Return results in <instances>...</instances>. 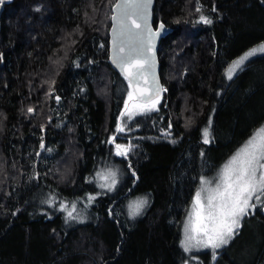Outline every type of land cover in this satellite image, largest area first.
Here are the masks:
<instances>
[{
	"label": "trees",
	"instance_id": "trees-1",
	"mask_svg": "<svg viewBox=\"0 0 264 264\" xmlns=\"http://www.w3.org/2000/svg\"><path fill=\"white\" fill-rule=\"evenodd\" d=\"M114 2L4 4L0 264H183L181 228L200 178L264 124V53L225 76L234 58L264 42V0H155L153 24L172 27L158 46L163 92L155 110L128 122L131 87L108 61ZM111 138L132 144L131 155L111 157ZM110 157L124 185L98 192L94 174ZM138 196L148 203L132 218L127 204ZM76 201L87 205L84 221L68 217L73 205L58 208ZM189 264H264V204L213 259L205 250Z\"/></svg>",
	"mask_w": 264,
	"mask_h": 264
},
{
	"label": "snow or ice",
	"instance_id": "snow-or-ice-1",
	"mask_svg": "<svg viewBox=\"0 0 264 264\" xmlns=\"http://www.w3.org/2000/svg\"><path fill=\"white\" fill-rule=\"evenodd\" d=\"M130 6L147 8V4L142 5H117V7L128 8ZM123 17L126 20L128 13H123ZM201 19L205 23H211L204 17ZM137 28L140 25H136ZM163 24L160 28H163ZM125 31L128 36L137 37L141 34L139 32L133 33L127 25L124 24L121 27V37L124 36ZM257 51L264 52V45L259 48L252 49L245 53L239 59L233 62L232 66L228 69V78H232L233 72L240 68L248 57L254 55ZM136 55L143 56V53H133L131 49L125 52V41L121 39L119 45H117V54L114 58V63L120 66L124 64L129 65V69H125L127 73L126 78L129 79V85L132 86L133 78L131 77V68L137 69L135 73L136 77L142 75L139 71L141 69H151V64L137 63L131 64V60ZM147 59V58H145ZM139 83L138 79L135 81ZM140 95L143 96V90H139ZM58 99V98H57ZM133 99V93L129 92V100ZM146 100L151 101L152 96H147ZM133 108L142 107L145 111L152 110L145 105L133 104ZM154 107V105H153ZM127 108V105H126ZM32 111V109H29ZM129 118L131 115L129 114ZM211 123V122H210ZM117 131H123V128H117ZM204 142H209V131L204 129L203 132ZM117 149H121L120 145H117ZM118 155H126L127 150L118 151ZM116 173L109 172L108 176L111 178V184L109 188L115 185ZM201 189L195 194L193 201L194 209H198L196 212V224H191V217L189 223L184 226L185 237L182 241V245L185 251L195 246H203L213 249L215 255V249L220 248L223 245L228 244L229 240L237 234V230L240 227V221L249 214V209L256 207L257 203L264 204V126L257 129L253 135L236 151V153L225 163L218 174V182L214 188H205V184L211 183L201 179ZM103 187V185H102ZM202 193L205 195L202 196ZM90 199H92L90 197ZM145 201H137L131 204L129 207L132 210V215L138 214L139 209ZM75 206L73 205V208ZM68 215L71 217L72 213ZM194 233V234H193ZM195 241V244H193Z\"/></svg>",
	"mask_w": 264,
	"mask_h": 264
},
{
	"label": "water",
	"instance_id": "water-1",
	"mask_svg": "<svg viewBox=\"0 0 264 264\" xmlns=\"http://www.w3.org/2000/svg\"><path fill=\"white\" fill-rule=\"evenodd\" d=\"M10 0H0V22L4 9V4ZM155 0H115L112 6V14L110 18V28L108 31V61L111 67L123 75L126 78L127 73L125 69H129L128 64L123 66L114 63V58L117 54V45L120 44L121 39L125 41V52L129 49L133 53H143V56L136 55L131 60V64L145 63L151 64V69L139 70L142 75L135 76L137 69L131 68V77L133 78V84L131 91L133 92L137 101L145 103L147 96H152V100L157 98L162 90V82L160 77V61L158 56V46L160 40L166 37L172 32V27L165 25L162 21H159L155 25L153 24V7ZM142 5L147 4V8L130 6L128 8L117 7V5ZM128 13V18L125 20L123 13ZM126 24L127 28H130L133 33L139 32L141 35L137 37L128 36L126 31L123 37H121V27ZM140 25L139 28L136 25ZM163 24V28L160 25ZM147 58V59H145ZM129 82V79L126 78ZM138 79L139 83H136ZM143 90L144 95H140V91Z\"/></svg>",
	"mask_w": 264,
	"mask_h": 264
},
{
	"label": "rangeland",
	"instance_id": "rangeland-1",
	"mask_svg": "<svg viewBox=\"0 0 264 264\" xmlns=\"http://www.w3.org/2000/svg\"><path fill=\"white\" fill-rule=\"evenodd\" d=\"M261 45H264V42H261L260 44L255 45V46L249 48L248 50L244 51V52L241 53L239 56H237L236 58H234V59L228 64V66L226 67V69H225V76L228 78V74H227V73H228V69L232 66V64H233L234 61H236L237 59H239L241 56H243L245 53L249 52L250 50H252V49H256V48H259V46H261ZM262 53H264V52H259V51H257L254 55L248 57V59H246V60L244 61V63L240 66V68H241V67H242V66H243L248 60H250L251 58L255 57L256 55H259V54H262ZM240 68L236 69V70L233 72L232 77L236 74V72H237ZM49 77H50V76H48V78H49ZM131 92H132V91H131ZM162 92H163V90H162ZM162 92H161V94H160L157 98H155V99H153V100H151V101L145 102V103H142V102L137 101L136 98H135V96H134V94H133V99H132V100H129V95H128V97H127V99H126V101H127V104H126V105H127V108H125V110H124V116H125V120H126V122L130 121L133 117H135V116H137V115H141V114L149 113V112L155 110V109L157 108V105H158V102H159L160 96L162 95ZM132 93H133V92H132ZM133 104H137V105H145L147 108H150V109H152V110L145 111L144 108H142V107L133 108V107H132ZM153 105H154V107H153ZM28 111H29V110H28ZM29 113H30V114H34V111H33V110H32V111H29ZM129 114L131 115V118H129ZM47 121L49 122V118H47ZM209 123H210V120H209ZM186 125H187V124H186ZM262 126H264V124H263ZM262 126H261V127H262ZM122 127H124V125H123ZM261 127H260V128H261ZM39 129H42V131H43V133H44L46 127H45V126H41V127H39ZM204 129H206V128H204ZM204 129H203V131H202V138H203V140H204V137H203ZM207 129H208V131H209V138H210V128L208 127ZM252 135H253V134H252ZM252 135H251V136H252ZM251 136H250V137H251ZM250 137H249V138H250ZM249 138H248V139H249ZM248 139H247V140H248ZM247 140H246V141H247ZM111 141L113 142V146L111 147V157H112V156H122V157H125V158H126L128 154L131 155V153L133 152V145L130 144L127 140H119V141H116V140H114L113 138H111ZM246 141H245V142H246ZM245 142H244V143H245ZM244 143H243V144H244ZM243 144H242V145H243ZM117 145H120V146H121V149H117ZM242 145H241V146H242ZM241 146H240V147H241ZM240 147H239V148H240ZM239 148H238V149H239ZM238 149H237V150H238ZM124 150H127V154H126V155H118V154H117L118 151H124ZM237 150H236V151H237ZM236 151L233 153V155L236 153ZM233 155H231V157H232ZM111 157L108 158V159H104V160L102 161V165L96 170V172H95V174H94L95 179H94V181H93V186H92V188L95 189V190L98 191V192H113L117 187H119V186H123V185H124L125 177H126V175H125V171H124L123 168H121V167L119 166V162L114 161ZM231 157H229V158H228V159H227V160H226V161H225V162L219 167V169H218L216 172H214L213 174H210V175L202 176V177L200 178V182H201V179H204V180H206V181H210V182H211V183H209V184H205L203 187H205V188H214V187H215L216 183L218 182V174L220 173V170H221L222 167L225 165V163H227V162L230 160ZM65 168H66V166H64V165L62 164L61 161H60V162H57V163L55 164V166H54V170H53L54 172H53V173H54V174H57V177L59 178V181L63 180V178H62V174H63ZM109 172H115V173H116V176H115L116 183H115V185L112 186L111 188L108 187V185L111 184V178L109 177V178L105 179V177L108 176V173H109ZM200 182H199V186H198L196 192H197L198 190H200L201 187H202ZM61 183H62V182H61ZM102 185H103V187H102ZM196 192H195L194 195H193L192 202H191L190 207L188 208L187 213H186V215H185V217H184L183 224H182V228H181V241H180V243H181L182 249H183L184 252L188 255V258L184 260L183 264H189L190 259H196V258L198 257V253H199V252H202V251H205V250H208V251H211V252H212V259H213V258L215 257V255H216V250H217V249H215V255L213 254V249L208 248V247H203V246H195V247L190 248V250L185 251V249H184V247H183V245H182V241L184 240V237H185L184 226H185L186 223H189V218L191 217V224H192L193 226L196 224V212L198 211V209H194V204H193V201H194V199H195V194H196ZM203 195H205V193H202V196H203ZM86 201H87V199H86ZM137 201H145L146 203H144V204L142 205V207L139 209L138 214H136V215H132V210L130 209L129 206H130L131 204H133L134 202H137ZM147 203H148V200H147V197H146V196H138V197H136V198L133 197V198L128 202V204H127V212H128V215H129L130 217H132V218L138 216L139 214H141V213L143 212V210L145 209ZM72 205L75 206V204H71V205H68V206H67V205L65 206L64 204H60L58 208H59V209H64V210H65L66 208H68V207H70V206H72ZM86 209H87V205H79V204L77 203V201H76L75 211H74V208H73V206H72V207L69 209V210L71 211V213H72L71 217L68 215V213H67V215H68V217H69L70 219H78L79 221H84V220H86L87 217H88V213L86 214ZM249 210H251V209H249ZM79 213L82 214L81 217H77V215H78ZM240 224H241V221H240ZM193 234H194V233H193ZM193 244H195V241H193Z\"/></svg>",
	"mask_w": 264,
	"mask_h": 264
},
{
	"label": "flooded vegetation",
	"instance_id": "flooded-vegetation-1",
	"mask_svg": "<svg viewBox=\"0 0 264 264\" xmlns=\"http://www.w3.org/2000/svg\"><path fill=\"white\" fill-rule=\"evenodd\" d=\"M20 209H21V206L17 205V206L15 207V210H14V215H15L16 212H17L18 210H20Z\"/></svg>",
	"mask_w": 264,
	"mask_h": 264
}]
</instances>
